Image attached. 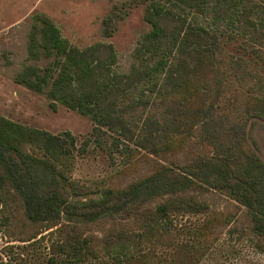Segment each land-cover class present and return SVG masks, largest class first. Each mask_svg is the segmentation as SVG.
<instances>
[{"label": "trees", "instance_id": "16d2710c", "mask_svg": "<svg viewBox=\"0 0 264 264\" xmlns=\"http://www.w3.org/2000/svg\"><path fill=\"white\" fill-rule=\"evenodd\" d=\"M115 18L103 19L108 36ZM145 19L134 63L119 72L112 44L69 45L42 17L37 57L49 62L18 79L88 117L94 131L148 150L158 158L152 173L125 186L81 183L66 165L75 135L0 115V205L15 201L29 221L57 233L54 250L67 259L122 264L151 253L166 260L178 241L189 245L187 215H204L198 230L214 238L222 219L204 194L215 191L244 207L242 232L264 247V161L248 133V123L264 119V0H149ZM233 77L255 82L223 103Z\"/></svg>", "mask_w": 264, "mask_h": 264}, {"label": "rangeland", "instance_id": "374dc122", "mask_svg": "<svg viewBox=\"0 0 264 264\" xmlns=\"http://www.w3.org/2000/svg\"><path fill=\"white\" fill-rule=\"evenodd\" d=\"M148 2L0 0V115L52 134L70 131L75 135L74 157L66 165L71 169L72 178L81 183L103 186L111 181L117 186H125L152 173L158 158L107 129L94 131L95 123L88 117L60 102L53 103L45 93L33 91L21 83L20 74L26 68H43L49 62L48 57H37L38 42L42 41L38 32L39 20L43 17L53 22L59 27L62 39L72 46L85 48L97 43L112 44L117 52V69L126 72L134 63L138 39L149 29L145 19ZM114 12L115 30L108 36L102 29V22ZM235 78H232L230 88H225L226 97L221 102L231 104L240 91H247L255 82L250 78L242 83ZM143 114L137 112L135 116L141 118ZM142 120L140 128L145 124ZM248 124L250 139L264 161V119ZM210 148L203 147L205 151H211ZM204 197L222 219L214 238L198 230L204 215H187L184 242L189 241V245H178V241L166 260L151 253L122 264H167L168 261L171 264H264V247L260 245L259 248L249 234L242 232L249 223L244 207L220 192L210 191ZM13 202L10 206L0 205V264H46L50 256L58 259L55 264H118L111 259H67L54 250L57 233L45 230L43 224L29 221L22 207ZM232 226L238 227L240 232L229 233Z\"/></svg>", "mask_w": 264, "mask_h": 264}]
</instances>
